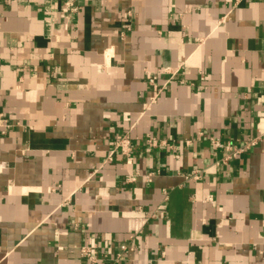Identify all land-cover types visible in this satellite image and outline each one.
<instances>
[{
	"label": "crops",
	"instance_id": "0c3cea01",
	"mask_svg": "<svg viewBox=\"0 0 264 264\" xmlns=\"http://www.w3.org/2000/svg\"><path fill=\"white\" fill-rule=\"evenodd\" d=\"M66 1L0 0V264H264V0Z\"/></svg>",
	"mask_w": 264,
	"mask_h": 264
},
{
	"label": "built area",
	"instance_id": "2783aa9c",
	"mask_svg": "<svg viewBox=\"0 0 264 264\" xmlns=\"http://www.w3.org/2000/svg\"><path fill=\"white\" fill-rule=\"evenodd\" d=\"M65 5L67 9L70 12H73L76 10V5L74 4L73 1H66ZM155 76L150 77V81H154ZM10 127H12V123L9 122L7 117H5L2 113H0V128L2 129V132H6ZM148 142L151 145H157L158 144V139L154 136H149L148 137ZM211 142L215 147L218 148H223L227 152V154L223 157L222 161L223 162H228L229 160L236 158L240 155L241 152H243L246 148L251 147L256 144V139L250 140V141H245L244 145L241 144H235L232 142L225 143L219 139H216L214 137L211 138ZM131 138L129 137L128 134H123V135H118L116 138L115 146L114 149L111 151V154L109 158H112V154L115 150H121L123 154L129 155L132 149V144H131ZM187 178L193 177V178H198L199 177V171L198 170H192L185 175ZM211 199V197H209ZM132 247H128L126 244H122L120 247V250L116 253V260H120L123 258L130 250ZM81 250V255L83 258L87 259L88 262L95 264L99 260V251L96 243L92 244H84L80 248Z\"/></svg>",
	"mask_w": 264,
	"mask_h": 264
}]
</instances>
